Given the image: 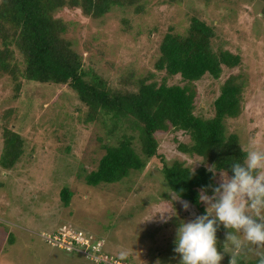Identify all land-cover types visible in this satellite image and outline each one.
<instances>
[{"label":"rangeland","instance_id":"374dc122","mask_svg":"<svg viewBox=\"0 0 264 264\" xmlns=\"http://www.w3.org/2000/svg\"><path fill=\"white\" fill-rule=\"evenodd\" d=\"M144 6L145 15L115 7L94 19L79 7L66 6L56 16L68 25L64 36L82 54L85 65L113 85L132 72L136 76L154 72L161 81L164 73L155 70L158 42L170 27L184 32L192 16L203 19L215 30L213 49L239 54L242 63L224 67L220 79L205 76L193 84L195 112L213 117L222 84L230 76L238 77L244 86L242 112L228 119L227 131L239 134L240 145L254 140L264 150V1L144 0ZM168 81L185 84L180 76ZM16 86L11 77L0 79V159L7 127L4 114L10 112V129L24 138V153L15 167L5 169L0 163V264H103L45 238L72 230L84 231L92 245L102 243L99 254L109 260H121L119 253L125 251L130 264H179L174 252L179 220L201 214L191 204L186 211L171 200L160 158H151L143 170H134L121 181L90 185L81 165L87 171L97 169L106 153L99 137L109 142L115 137H108L101 122L85 123L87 107L68 86L24 82L19 91ZM156 137L159 154L168 164L179 160L192 169L203 164L202 158L180 150V143L192 144L183 131L158 132ZM134 142L140 147L138 138ZM65 187L74 193L69 207L60 197ZM176 211L178 216L161 222L162 213ZM238 235L243 239L242 233ZM225 237L226 233L218 238L221 251ZM262 252L264 246L245 242L233 259L236 264L243 254L256 258ZM231 258L226 253L221 264H230Z\"/></svg>","mask_w":264,"mask_h":264},{"label":"trees","instance_id":"16d2710c","mask_svg":"<svg viewBox=\"0 0 264 264\" xmlns=\"http://www.w3.org/2000/svg\"><path fill=\"white\" fill-rule=\"evenodd\" d=\"M66 6L79 7L94 19L104 17L115 7L146 14L144 0H0V79L7 76L16 80L18 91L24 82L68 86L87 107L85 123L101 122L107 127L108 137L116 141L107 142L100 136L106 153L97 169L80 167L87 172L90 185L121 181L157 157L164 163L166 187L181 192L183 199L204 214L205 205L198 202V193L218 181L206 164H215L231 175L229 165L244 158L239 134L228 133L226 126L228 119L242 112L244 86L238 77H228L214 100V116L205 118L195 112L197 90L193 84L205 76L220 79L224 67L241 65L242 56L228 50L216 52L213 26L192 16L184 32L172 26L158 42L155 70L164 73L161 81L155 79L154 72L146 76L132 72L113 85L94 67L86 66L82 54L65 38L68 25L56 13ZM177 76L184 85L169 83V78ZM9 115L7 112L3 118L7 127L0 163L10 170L24 153V138L10 129ZM169 130L188 134L192 144L180 143V150L204 161L194 175L185 162L168 164L159 154L156 134ZM136 138L140 147L134 142ZM73 195L70 188L62 189L60 197L65 207L71 205ZM227 231L221 226L217 237ZM255 255L250 258L248 253L243 254L236 258V264H260L264 252ZM119 261L129 263L126 259Z\"/></svg>","mask_w":264,"mask_h":264},{"label":"clouds","instance_id":"9594fccd","mask_svg":"<svg viewBox=\"0 0 264 264\" xmlns=\"http://www.w3.org/2000/svg\"><path fill=\"white\" fill-rule=\"evenodd\" d=\"M241 150L244 153L243 161L229 165L231 175L218 169L215 164H206L207 171L214 179L218 177V181L202 187L198 193V202L205 205L204 214L191 220H179L174 241L179 264H221L226 253L231 254L230 264H235L233 257L245 242L264 246V150L254 140H250L247 146L241 144ZM194 173L195 167L192 175ZM167 192L173 202H179L186 211L190 209V202L182 199L181 192ZM165 213L160 217L162 223L178 216L177 211ZM221 226L228 230L223 251L218 248L217 237ZM238 233H242L243 239ZM76 246L80 247L77 243ZM73 251L81 253L80 250ZM126 257L125 251L119 253L121 260ZM260 264H264V258Z\"/></svg>","mask_w":264,"mask_h":264},{"label":"built area","instance_id":"2783aa9c","mask_svg":"<svg viewBox=\"0 0 264 264\" xmlns=\"http://www.w3.org/2000/svg\"><path fill=\"white\" fill-rule=\"evenodd\" d=\"M67 232H59L58 235L55 236H45L46 240L50 242L54 246H58L60 248L66 249L68 251L73 250H80L81 252L89 255L90 258H92L95 262H102L103 264H130L128 262H122L117 259L109 260L107 257H104L100 255L98 252H100V244L97 243L96 245H93L92 249L93 252L90 254L89 250L91 247L90 239L85 236V234L82 231L73 232L66 234ZM76 243L80 245V247L76 246ZM84 248L81 250L80 248Z\"/></svg>","mask_w":264,"mask_h":264}]
</instances>
